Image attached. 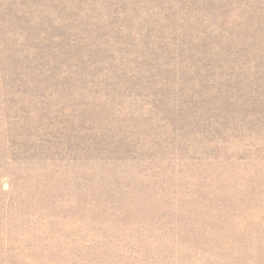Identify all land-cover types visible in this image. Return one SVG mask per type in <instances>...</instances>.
I'll use <instances>...</instances> for the list:
<instances>
[{
    "label": "rangeland",
    "instance_id": "obj_1",
    "mask_svg": "<svg viewBox=\"0 0 264 264\" xmlns=\"http://www.w3.org/2000/svg\"><path fill=\"white\" fill-rule=\"evenodd\" d=\"M0 264H264V0H0Z\"/></svg>",
    "mask_w": 264,
    "mask_h": 264
},
{
    "label": "bare ground",
    "instance_id": "obj_2",
    "mask_svg": "<svg viewBox=\"0 0 264 264\" xmlns=\"http://www.w3.org/2000/svg\"><path fill=\"white\" fill-rule=\"evenodd\" d=\"M125 41V40H124ZM97 45V44H96ZM116 47V46H115ZM120 49V48H119ZM118 53V52H117ZM91 68V67H90ZM93 69V68H92Z\"/></svg>",
    "mask_w": 264,
    "mask_h": 264
}]
</instances>
